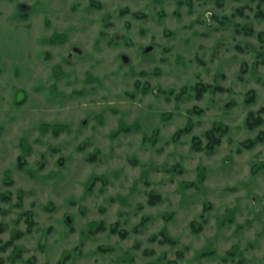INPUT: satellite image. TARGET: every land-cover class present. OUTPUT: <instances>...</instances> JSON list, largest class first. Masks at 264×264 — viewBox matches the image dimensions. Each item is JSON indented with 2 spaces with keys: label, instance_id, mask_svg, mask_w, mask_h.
I'll use <instances>...</instances> for the list:
<instances>
[{
  "label": "rangeland",
  "instance_id": "rangeland-1",
  "mask_svg": "<svg viewBox=\"0 0 264 264\" xmlns=\"http://www.w3.org/2000/svg\"><path fill=\"white\" fill-rule=\"evenodd\" d=\"M0 264H264V0H0Z\"/></svg>",
  "mask_w": 264,
  "mask_h": 264
},
{
  "label": "trees",
  "instance_id": "trees-1",
  "mask_svg": "<svg viewBox=\"0 0 264 264\" xmlns=\"http://www.w3.org/2000/svg\"><path fill=\"white\" fill-rule=\"evenodd\" d=\"M262 122H253L251 121V115L249 116L248 118V121H247V125L251 128V129H255L257 126H259ZM209 137L211 138V146L210 148H214L218 143H219V140L218 139H215L214 137V134L212 132L209 133ZM216 144V145H215ZM247 144H249V147L248 148H252L255 144L253 141H250L248 142ZM194 226V225H193Z\"/></svg>",
  "mask_w": 264,
  "mask_h": 264
},
{
  "label": "flooded vegetation",
  "instance_id": "flooded-vegetation-1",
  "mask_svg": "<svg viewBox=\"0 0 264 264\" xmlns=\"http://www.w3.org/2000/svg\"><path fill=\"white\" fill-rule=\"evenodd\" d=\"M28 9V7L26 6V5H24V4H22V5H20L19 6V10L22 12V11H25V10H27Z\"/></svg>",
  "mask_w": 264,
  "mask_h": 264
},
{
  "label": "water",
  "instance_id": "water-1",
  "mask_svg": "<svg viewBox=\"0 0 264 264\" xmlns=\"http://www.w3.org/2000/svg\"><path fill=\"white\" fill-rule=\"evenodd\" d=\"M124 62H127V58L126 57H124Z\"/></svg>",
  "mask_w": 264,
  "mask_h": 264
}]
</instances>
